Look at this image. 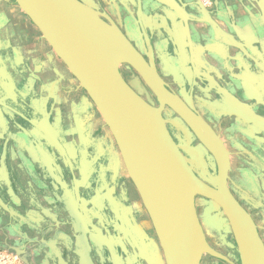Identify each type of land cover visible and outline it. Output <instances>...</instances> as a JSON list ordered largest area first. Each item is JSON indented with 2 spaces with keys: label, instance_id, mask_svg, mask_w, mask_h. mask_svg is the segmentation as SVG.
<instances>
[{
  "label": "flooded vegetation",
  "instance_id": "1",
  "mask_svg": "<svg viewBox=\"0 0 264 264\" xmlns=\"http://www.w3.org/2000/svg\"><path fill=\"white\" fill-rule=\"evenodd\" d=\"M78 1L140 58L116 38L130 57L115 69L134 96L120 102L158 111L205 188L192 194L197 264H251V232L264 249V0ZM127 145L15 0H0V249L23 264H167ZM158 148L172 220L168 161L179 189L187 175Z\"/></svg>",
  "mask_w": 264,
  "mask_h": 264
},
{
  "label": "water",
  "instance_id": "2",
  "mask_svg": "<svg viewBox=\"0 0 264 264\" xmlns=\"http://www.w3.org/2000/svg\"><path fill=\"white\" fill-rule=\"evenodd\" d=\"M15 2L81 80L119 142L129 145L130 153L143 151L151 145L163 147L167 152L165 155L176 163V167L184 168L182 173L187 175V181L180 189L170 229L175 230L171 234L176 232L186 264H197L200 253L192 250V240L196 236L192 194L196 191L206 193L205 188L202 189L203 186L183 166L157 110L141 99L142 111L138 116L131 117L124 112L120 98L129 88L116 69L112 73L107 67L100 66V57H105L102 40L111 34L120 39L136 59L139 56L124 37L110 29L88 4H81L78 0ZM227 203L225 209L230 215L229 193ZM0 205L6 209L1 202ZM231 205L235 216L247 219L248 215L234 200ZM164 250L167 264H177L167 246ZM248 252L251 264H264V249L255 231L250 233Z\"/></svg>",
  "mask_w": 264,
  "mask_h": 264
},
{
  "label": "bare ground",
  "instance_id": "3",
  "mask_svg": "<svg viewBox=\"0 0 264 264\" xmlns=\"http://www.w3.org/2000/svg\"><path fill=\"white\" fill-rule=\"evenodd\" d=\"M102 44H104L105 57L102 56L99 59L101 67H107L109 71L113 73L120 61H128L130 56H128L120 42L111 34L102 40ZM123 97L126 102L134 101V96L129 89L123 94ZM120 103L128 116L136 117L142 111L141 99L138 97L134 105H128L123 102ZM132 157L134 158H132L131 162L128 160L130 162V164L128 163L130 166L129 172L136 181L144 200L153 208L154 215H156V219L169 242L171 251L174 255L173 257H175L179 264H186V257L178 242L176 232L171 234L174 229H170L171 218L167 214L171 180L166 173L168 165L164 159L163 152L158 147H148L143 151L134 152ZM168 163L171 171L177 177V187L175 188V197L172 204V211L175 212L180 191V178L174 165H172L170 161H168Z\"/></svg>",
  "mask_w": 264,
  "mask_h": 264
},
{
  "label": "rangeland",
  "instance_id": "4",
  "mask_svg": "<svg viewBox=\"0 0 264 264\" xmlns=\"http://www.w3.org/2000/svg\"><path fill=\"white\" fill-rule=\"evenodd\" d=\"M0 257L3 259L0 264H23L19 258L3 249H0Z\"/></svg>",
  "mask_w": 264,
  "mask_h": 264
},
{
  "label": "built area",
  "instance_id": "5",
  "mask_svg": "<svg viewBox=\"0 0 264 264\" xmlns=\"http://www.w3.org/2000/svg\"><path fill=\"white\" fill-rule=\"evenodd\" d=\"M2 260H3L2 257H0V262H1Z\"/></svg>",
  "mask_w": 264,
  "mask_h": 264
}]
</instances>
